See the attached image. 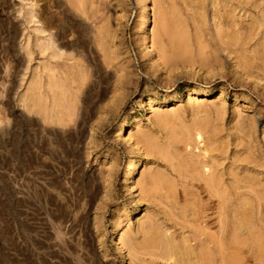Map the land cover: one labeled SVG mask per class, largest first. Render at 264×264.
Here are the masks:
<instances>
[{"label":"rangeland","instance_id":"obj_1","mask_svg":"<svg viewBox=\"0 0 264 264\" xmlns=\"http://www.w3.org/2000/svg\"><path fill=\"white\" fill-rule=\"evenodd\" d=\"M233 263L264 264V0H0V264Z\"/></svg>","mask_w":264,"mask_h":264},{"label":"bare ground","instance_id":"obj_2","mask_svg":"<svg viewBox=\"0 0 264 264\" xmlns=\"http://www.w3.org/2000/svg\"><path fill=\"white\" fill-rule=\"evenodd\" d=\"M146 20H147V15L145 14V15H143V17H142V19H141V21L140 22H144V23H146ZM144 42L146 43L147 42V37H145V39H144ZM127 126V124H124L123 125V127H122V129H125V127ZM121 129V130H122ZM128 178V177H127ZM207 182H208V180H207ZM214 191V190H213ZM259 240H260V238H259ZM259 242V241H258ZM217 249V248H216ZM235 262V261H234ZM234 264V263H233Z\"/></svg>","mask_w":264,"mask_h":264}]
</instances>
